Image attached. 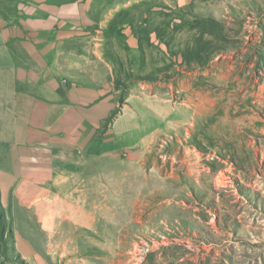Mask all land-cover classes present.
I'll return each instance as SVG.
<instances>
[{"label":"rangeland","instance_id":"374dc122","mask_svg":"<svg viewBox=\"0 0 264 264\" xmlns=\"http://www.w3.org/2000/svg\"><path fill=\"white\" fill-rule=\"evenodd\" d=\"M112 5L105 50L116 113L105 124L122 107L164 108L155 95L171 103L167 112L181 109L159 122L139 109V131L117 136L127 143L155 123L178 125L162 126L145 156L151 184L174 180L171 197L153 194L164 182L146 189V205H171L140 216L131 187L136 199L115 203L98 230L45 235L9 211L0 186V264H264V0ZM16 11L15 0H0L8 22Z\"/></svg>","mask_w":264,"mask_h":264},{"label":"crops","instance_id":"0c3cea01","mask_svg":"<svg viewBox=\"0 0 264 264\" xmlns=\"http://www.w3.org/2000/svg\"><path fill=\"white\" fill-rule=\"evenodd\" d=\"M15 1L16 19L0 13V186L9 211L25 213L45 235L54 227L76 238L98 230L99 220L113 221L115 203L136 199L131 187L140 216L157 214L158 204L164 212L169 200L146 204L153 194L169 196L174 180L151 184L145 156L161 127L174 124L155 123L127 143L117 136L139 131V109L159 122L171 103L155 95L164 108L122 107L105 124L115 107L105 50L113 0ZM157 183L165 189L146 196Z\"/></svg>","mask_w":264,"mask_h":264},{"label":"bare ground","instance_id":"6f19581e","mask_svg":"<svg viewBox=\"0 0 264 264\" xmlns=\"http://www.w3.org/2000/svg\"><path fill=\"white\" fill-rule=\"evenodd\" d=\"M175 111H176V110H175ZM173 112H174V111H173ZM168 114H169V112H168ZM175 114H176V113H175ZM166 116H167V114H166ZM178 117H179V116H178ZM178 117H177V118H178ZM167 118H168V117H167ZM175 118H176V117H173V118H171V120H172V119H175ZM177 118H176V120H177ZM165 120H166V119H165ZM181 120H182V119H181ZM162 156H163V155H162Z\"/></svg>","mask_w":264,"mask_h":264},{"label":"trees","instance_id":"16d2710c","mask_svg":"<svg viewBox=\"0 0 264 264\" xmlns=\"http://www.w3.org/2000/svg\"><path fill=\"white\" fill-rule=\"evenodd\" d=\"M116 113V110L113 111V114Z\"/></svg>","mask_w":264,"mask_h":264}]
</instances>
